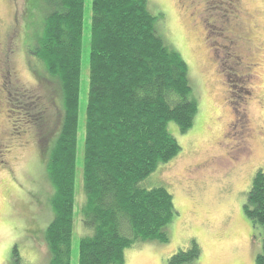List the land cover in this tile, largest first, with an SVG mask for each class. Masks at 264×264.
Listing matches in <instances>:
<instances>
[{"label":"rangeland","instance_id":"1","mask_svg":"<svg viewBox=\"0 0 264 264\" xmlns=\"http://www.w3.org/2000/svg\"><path fill=\"white\" fill-rule=\"evenodd\" d=\"M147 1L159 36L187 64L197 112L184 133L167 122L180 151L143 181L148 188L165 187L173 197L177 214L167 226L168 241L127 248L125 264H168L192 241L200 256L191 264H255L264 234L243 205L254 174L264 171V0ZM50 8L45 0H0V264L48 262L44 231L53 188L46 163L62 104L32 54ZM239 9L253 17V40L263 47L251 69L238 62L245 52L230 31L238 30ZM90 23L91 0H84L70 264H78L79 239L91 235L83 233L81 222ZM13 70L16 81L7 75Z\"/></svg>","mask_w":264,"mask_h":264},{"label":"trees","instance_id":"2","mask_svg":"<svg viewBox=\"0 0 264 264\" xmlns=\"http://www.w3.org/2000/svg\"><path fill=\"white\" fill-rule=\"evenodd\" d=\"M45 1L51 8L34 37L32 55L37 71L59 91L62 115L47 154L53 193L44 240L47 264H70L84 0ZM147 2L91 0L81 211L83 233L91 235L79 239L78 264H125L127 248L147 240L167 242V226L177 214L165 187L148 188L143 181L178 154L180 146L166 124L173 121L181 133L187 131L197 102L187 64L159 36ZM243 211L264 234L261 169L252 178ZM199 256L192 241L168 264H191ZM255 264H264V238Z\"/></svg>","mask_w":264,"mask_h":264},{"label":"flooded vegetation","instance_id":"3","mask_svg":"<svg viewBox=\"0 0 264 264\" xmlns=\"http://www.w3.org/2000/svg\"><path fill=\"white\" fill-rule=\"evenodd\" d=\"M241 10L239 9L238 10V12H239L238 16L237 17L235 16L236 20L238 22L237 23L238 30L235 32H233L232 30H230V31L233 33L231 35H232L233 39H235V43H237L238 45L240 44V47H239L240 50L245 52V53H242L241 56H238V58H239V59H237L238 62L241 63L244 68L251 69V68H253V66L258 65V63L256 62V58L258 55L257 52L259 51V53H261L263 47H262L260 42L258 44H256L255 41L253 40V38H254L253 30H252V27L249 25V21H248V19L250 20V17H251V20H253V17L251 15L249 16V14L242 13ZM16 32H17V30L14 31L13 37H11V39H10V44H12L10 47L11 55L14 52L13 51V49L15 47L14 38L16 36ZM230 43H233V41H230ZM248 47H250L251 50H247ZM246 52H249V54H251L248 58H247ZM261 55H264L263 52L261 53ZM16 74L17 73L14 70L12 73H10V71L7 72V75L9 77L13 76L15 78V81H16Z\"/></svg>","mask_w":264,"mask_h":264}]
</instances>
